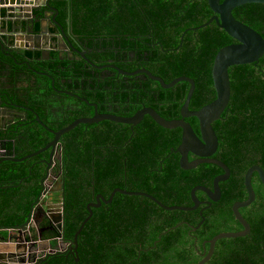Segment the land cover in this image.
Wrapping results in <instances>:
<instances>
[{"label": "trees", "instance_id": "16d2710c", "mask_svg": "<svg viewBox=\"0 0 264 264\" xmlns=\"http://www.w3.org/2000/svg\"><path fill=\"white\" fill-rule=\"evenodd\" d=\"M58 1L52 2L62 14L65 1ZM254 5L258 6L248 4L238 7L233 11V15L239 21L249 24L245 20V14L250 12ZM72 13L73 25L78 32L113 37L115 46H122L125 50L130 48L147 50L149 59L145 68L163 78L166 83L180 76L194 80L195 89L189 102V109L201 108L216 98L212 77L214 59L218 51L234 42V39L216 22L196 31L191 30L207 23L213 16L208 0H72ZM4 14L7 15V12ZM59 20L64 23L62 17ZM40 27L41 25L37 28ZM140 32H149L148 44L142 42L144 41L142 39L139 40L137 33ZM128 34L134 39L125 40V35ZM153 36L161 40L157 50L153 48L151 41ZM106 45L111 46V44ZM27 54L30 55L29 52L18 54L17 59L13 60L12 54L3 52L0 54V62L5 65L11 62L17 67V61L27 59ZM38 54L33 52L32 58ZM54 56L57 57V54L54 53ZM57 63L65 64L62 67L61 65L52 67L57 73L62 74L68 62L57 61ZM30 64L33 69H38L41 63L34 60ZM229 74L231 99L228 113L224 116V120L215 122L213 127L222 142L216 157L230 168L231 177L228 181L220 183L222 198L204 211L205 221L196 232H191L193 237L188 235L190 230L186 224L197 226L201 222L199 208L192 211L177 209L167 211L147 197L117 193L113 204H104L101 208H95L94 216L85 225L78 238L79 262L76 261V253L68 250L47 257L40 264H112L113 257H116L120 263L121 257L137 255L142 248L146 249L142 251L143 256H165L163 264H176L179 262V257L193 254L194 260L186 261L185 264H194L199 256L193 249V238L198 240V250H203L202 244L205 240H210L222 232L238 230L240 224L235 219L232 206L235 201L247 198L245 175L248 169L255 165L260 166L264 171V55L257 63L231 67ZM137 77H145L148 81L147 90L142 96L144 103L154 107L167 120L180 118V107L189 87L188 82H180L171 88H164L146 75ZM40 80L41 78L38 81ZM57 80L59 81V78ZM47 81L50 85L51 81ZM86 84L92 85L89 80H86ZM34 88L36 89L37 85ZM42 98L39 91L35 90L34 103L42 102ZM76 101L83 108L71 110L69 114L73 115L58 126L53 125L52 130L58 131L77 118L94 114V107L84 101ZM227 119L238 120L241 128L236 130L233 126L227 127L225 123ZM186 121L199 135L197 120L187 118ZM246 121L249 123L248 128L244 126ZM113 124L110 121L98 125L81 124L63 136L65 138L62 162L64 190L61 193L65 197L63 237L67 244L72 243L76 232L86 219L87 204L95 199L96 193L102 192L108 197L116 186L123 187L119 177L111 178V164L100 155L112 150L101 149L99 145L104 143L95 144L94 140L85 141L82 138L85 133H96L97 137H100L101 132H109ZM123 127L129 128L126 125ZM38 128L34 125L28 126L24 130V138H26L24 142L16 145L12 140H5L2 148L8 153L15 152L18 157L37 151L53 137V133L40 128L39 125ZM142 131L145 132V136L152 135L153 131H159L162 145L154 154L156 164L153 167L156 170L152 171L148 163L142 164L143 182L134 184L129 189L147 191L167 205H190V190L193 186L202 184L213 187L214 179L223 173V170L214 164L199 165L189 171L182 170L180 155L171 152L180 145L179 128L165 129L147 116L142 124ZM12 133L13 131L4 135L8 137ZM241 134H244L242 140H240ZM2 137L4 136H0ZM130 138L131 131H128L121 144ZM131 140L134 141L133 138ZM44 155L45 152L25 161L6 160L0 164L1 227H19L28 220L31 206L44 190L43 179L47 172V166L42 161ZM161 159L162 164L159 161ZM146 169L149 174L155 173L154 179L143 173ZM253 187L256 192L255 201L240 210L251 226L254 237L252 243L255 244L258 240L264 242V188L257 173L253 177ZM173 193L177 194V197H169ZM196 196L206 198V193L197 190ZM132 205H139V210L133 211L130 208ZM179 222L185 223L159 239L162 231L176 226ZM61 237L62 234L58 230L44 234V239H52L54 249L59 248L58 239ZM242 239L244 238L220 240L215 254H224L226 250L222 246L231 249ZM211 261H214L213 264H220L217 255Z\"/></svg>", "mask_w": 264, "mask_h": 264}, {"label": "flooded vegetation", "instance_id": "af4514ba", "mask_svg": "<svg viewBox=\"0 0 264 264\" xmlns=\"http://www.w3.org/2000/svg\"><path fill=\"white\" fill-rule=\"evenodd\" d=\"M52 1L56 2L58 0L49 1L50 7L56 9L57 12L50 14V12L45 6H42L40 9L34 12L35 15L41 20L47 19V25L50 30V33L41 35V27L39 29L37 28L38 26H40L39 23L32 24L28 22L25 28L23 27V24L20 23V30L18 31L22 32L23 30L33 29L35 35L40 37L33 38L34 42H32L30 48H13L14 51L11 55L13 58L9 57L13 60L14 58L17 59L16 57L18 54L25 52L30 53V55H26L27 59H21L20 61H17V67L12 65L11 62L7 63L6 65L1 64L0 62V99L5 101L6 103L10 102L11 104L15 105V107H8L9 112L12 113H8L6 116H3L2 113L0 114V116L2 117V120L0 121V136H4L0 138V143H3L5 140H12L15 142L16 145L21 142H24V140H26V138H24V130H26L28 126L32 125L36 126L37 128L39 125L40 128L46 129L49 132H57L51 129L53 125L58 126L65 119L72 116L73 114H69L71 110H74L76 108L81 110L83 108V106L77 103L76 100L84 101L95 109L94 114L82 118L95 117L97 112L100 114H109L122 118H130L133 117L137 112H139V110L143 107H152L144 103L145 100L142 99L144 92L147 90L148 81L145 77H137L142 75L145 76L146 74L142 72L132 74L141 69L148 70L147 68H145V64L149 59L147 50H145L144 48H139L136 50L130 48L128 50H125L122 46H115L113 37L95 36L76 31L73 25L72 0H64L65 4L63 5L62 14L55 6V4L53 5ZM57 4H59V1L57 2ZM257 5L258 6H252V10L245 14V20L249 24H244L250 26L263 38L264 6L261 4ZM61 17L64 19V23L59 20V18ZM54 19L58 22L60 28L54 23ZM148 34L149 32L137 33V35L139 36V40H144L142 42H145L146 44L149 43ZM127 39L133 40L134 37L128 34L125 35V40ZM151 41L153 43V48L157 50L158 46L161 43V40L159 39V37L153 36L151 38ZM12 43L14 44V46H16L17 40L15 38L12 39ZM235 43H237V41L234 40V42H231L228 45ZM106 44H111V46H107ZM33 52L39 53L38 56L32 58ZM54 53L57 54V57L54 56ZM19 58L20 56H18V59ZM34 60H38V62L41 63L38 69H33L31 67L30 63ZM57 61L61 63L68 62V64L66 65L67 67L63 70L62 74L57 73V71L53 70L52 68L53 66H65V64L58 65ZM36 75L38 77H35ZM133 76L137 78H131ZM40 78L41 80L38 81ZM57 78H59V81L57 80ZM47 80L51 81L50 85ZM86 80H89V83H91L92 85L88 86L86 84ZM35 85H37L36 89L34 88ZM35 90H38L40 97H43L41 100L42 102L38 104L34 103ZM91 98L92 100H90ZM100 110H106V112H100ZM227 113L228 110H226V112L222 115V118L219 121L224 120V116ZM10 116H12L13 118L16 117L15 122L18 123L12 125L10 124L9 119L5 120ZM147 116L148 115H146L143 121L136 126L110 121L114 123L110 131L101 132L100 137H97L96 133H85L82 136L85 141L94 140L95 144L104 143L103 145H99L101 149L110 148L112 150L111 152H107L105 154L101 153L100 155L104 156L106 160H108V163L111 164V178H120V183H122L123 187L116 186L115 188L119 187L128 191L147 192L143 190L129 189L133 187L134 184H141L143 182L144 176L142 174V170L144 168L142 164L148 163V165L151 166L148 167L151 168L152 171L156 170V168L154 169L153 167L156 164V156L154 154L155 151L162 145V141L159 138V135L161 133L159 131H153L152 135L145 136V132L142 131V124ZM4 121L6 122V126H4ZM232 121L234 123H231ZM102 122L104 121H101L100 123L96 124L98 125ZM225 123L227 127L233 126L236 128V130L237 128H241V125L239 124L238 120L235 121L232 119H227ZM123 125L129 126V128L123 127ZM244 126L248 128L249 123L246 121L244 123ZM17 130L18 132L16 133ZM11 131H13L12 135L6 137V133H9ZM128 131H131V138L121 144V141L125 139V134ZM153 135H155V137ZM240 136V140H242L244 134H241ZM132 138L134 139V141L131 140ZM53 139L54 133L50 141H52ZM64 139L65 138H63L62 136L61 139L57 142V146L55 148L56 150L53 154L52 165L50 167L51 169L49 170V172H46L45 176V178L47 177L46 179L48 181V185L46 186V192L50 193L46 196L47 199H49V201L52 203V207H54V209L56 210L61 209L62 206H64L65 208V197L63 193H61L64 190V172L62 165L64 155ZM73 139L76 140L77 138ZM221 145L222 142L219 139L218 151L221 149ZM172 150L171 152H175ZM50 152L51 149L49 148L45 151V155L43 157L49 159ZM217 152L214 155V158L216 159H218L216 157ZM194 158L195 157L193 155H188L189 160H192ZM159 161L162 164L163 160L161 159ZM122 168L123 171H121ZM159 171L161 170L159 169ZM143 173H146L150 179L155 178V173L152 172L151 174H149L147 169ZM99 194H103L107 199L110 196L109 195L107 197V195H105L104 193L99 192L96 193L95 199H92L91 201H89V203L97 202V197ZM121 194L137 195L126 193ZM151 195L155 196L154 194ZM140 196L149 198L145 195ZM169 197H177V194L175 195L173 193L172 196L170 195ZM156 198L160 200L158 197ZM198 199L202 201H209L210 198L206 193V198ZM113 200L111 203H106L103 201V205L113 204ZM154 202L157 203L156 201ZM161 202L164 203L163 201ZM103 205L100 207H94V209L101 208L103 207ZM174 205L178 204H170L167 206ZM190 205H192V202ZM206 205L207 204L204 202L196 208H199V215H201V217L204 216V211L208 209L205 208ZM130 208L135 211L139 210L140 206L132 205ZM184 223L185 222H179V224H177L176 226L162 231L159 235V239L162 238L164 234L169 233L171 230L183 226ZM186 225L190 230V232H188V235L192 236L191 232H196L198 228L201 227L203 224L197 229H195L197 226H192L189 224ZM243 229L244 228L240 224V227L235 232L242 231ZM55 230L56 229H54V231ZM242 238L244 239H242L238 245L231 247V249L222 246L227 253L225 252L224 254H215V251L218 247L217 244L220 241L219 240L216 244L212 257L205 264H213L215 260H211L213 259V257H216V255L219 258L220 264H264V242L261 243L260 240H258L255 242V244L252 243V241L254 240L252 229L247 236ZM210 240H205L202 244L203 250H198V240L197 238H193V249L197 252V255L199 256V259L196 262H198L204 257L203 253L205 252V250H209L210 245L207 242ZM66 244L67 243H65V245L63 246L59 245V248L55 250L59 251L62 249L63 253L68 250L73 252L70 249V244L69 246ZM145 250L146 249L142 248L139 249L137 255L121 257L120 263L116 257H113L114 262L112 264H148V262L151 261H154L153 264H160V262L163 264L165 256H143L142 253ZM194 258L195 256L193 254L184 255L178 258L179 262H177L176 264H181V262L183 261L184 262L182 264H185L186 261L191 262L194 260Z\"/></svg>", "mask_w": 264, "mask_h": 264}, {"label": "water", "instance_id": "95a60500", "mask_svg": "<svg viewBox=\"0 0 264 264\" xmlns=\"http://www.w3.org/2000/svg\"><path fill=\"white\" fill-rule=\"evenodd\" d=\"M49 1L50 0H0V54L6 52L8 53V55H11L14 51V47H17L18 49L30 48L32 42H34L33 38L40 37L35 35L33 29H27L20 32L18 31L20 30L18 26L15 27V30L13 29L11 31L9 30V28H3V21L22 20L25 24L23 25L24 28L27 26L28 22L32 24L39 23L42 29L41 35L50 33L47 25V19L41 20L34 13L42 6H45L50 14L57 12L56 9L50 7ZM208 2L212 12L214 13V16L211 17L207 23L202 24L201 26H198L196 28H192L191 30L196 31L198 29L209 26L213 22H216V24L221 29H223L231 38L237 41V43L235 44L227 45L221 48L215 56L212 68V77L216 90V98L213 101L205 104L201 108L189 109V102L195 89L194 80L185 76H180L175 78L172 82L166 83L163 78L154 75L146 69H141L132 74L142 72L146 74L150 79L158 82L164 88H171L176 85V83L180 82L189 83L185 99L180 107V118L167 120L163 118L156 109L148 106L143 107L139 110V112H137L133 117L130 118H122L109 114H100L97 112L95 117L79 118L67 127L57 132L51 131L52 133H54V139L52 141H50L37 151L26 154L23 157L16 156L15 152L8 153L2 148V143H0V164L6 160L16 162L25 161L26 159L39 155L50 148L51 152L49 159H42V161L46 163L47 171L49 172V170L51 169L50 167L52 165L53 154L56 150L55 148L57 146V142L61 139L62 136L73 131L79 125H91L100 123L101 121H113L117 123L136 126L143 121L146 115H148L159 126L165 129L173 130L179 128L181 130L180 145L176 150L172 151H175L180 155V166L182 170H193L199 165L203 164H214L223 170L224 173L218 175L214 179L212 188L202 184L195 185L191 188L190 198L192 205L190 206H167L160 200H158L155 196L147 192L128 191L119 187L115 188L111 192L108 199L103 194H99L97 197V202L88 203V215L82 222L79 230L76 232L74 240L72 241V243H70V249L77 255L76 261H79L77 253L78 238L81 235L85 225L90 221L91 217L94 216V207L102 206L103 201L106 203H111L117 192L148 196L167 210H194L204 202L207 204L205 208H209L212 206L213 202H217L221 199L222 190L220 183L226 182L230 179L231 170L223 161L214 158V155L218 151L219 139L213 127V124L219 121L226 110H228V105L231 99V79L229 69L234 66L257 63L259 59L264 55V39L250 26L236 19L233 15V11L238 7L248 4L264 5V0H208ZM5 9H7V15H5L3 12ZM54 23L59 27L58 22L55 19ZM15 33V36L9 35ZM14 38L17 40L16 46H14V44L12 43V39ZM9 106L15 107L14 104H11L10 102L6 103L2 99H0V114L2 113L3 116H6L8 113H12L8 110ZM187 118H195L197 120L199 135L194 132L192 126L186 121ZM8 119L10 120V124L12 125L18 123L15 122L16 117L13 118L12 116H10L5 120ZM1 120L2 117L0 116V121ZM4 123V126H6L5 121ZM189 154L193 155L195 158L189 160ZM256 173L258 174L264 188L263 169L258 165L252 166L248 169L245 175V188L248 194L247 198L234 202L232 206L236 220L242 225L244 229L238 232H223L216 235L214 238L207 242L210 245L209 250H205V252L203 253L204 257L195 264H205L206 262H208L212 257L216 244L219 240L242 238L250 233L251 226L246 221L240 209L251 205L256 199V192L253 187V177ZM46 178L43 179L44 190L42 191L38 200L33 204V206H31L28 220L19 227L8 228L13 232H17L18 236H14L13 233H10L7 237L0 235V264H8L9 262L11 263L15 257L20 259L21 264H40L43 263L45 259H47V257L57 252L63 253L62 249L59 251L53 249L50 246V240H46V242L49 244L48 249L47 245L45 244L46 248H44L42 251L39 250L40 246L44 245L41 243L45 242V240H43V236L46 229H48L47 227L37 229L34 234L31 233V229L35 225V221L37 219V213L41 211V213H43V215H45L49 220L51 228L58 230L62 234V237L58 239L61 243L60 245L63 246L66 243L65 238L63 237V232L65 229V208L64 206H62L61 209L56 210L54 209V207H52V203L49 201V199H47L46 196L50 194L49 192H46V186L48 185V181ZM197 190H201L207 193L210 198L209 201L199 200L196 196ZM204 220L205 217L202 216V221L199 222L195 229L201 226L204 223ZM66 245L69 246V244Z\"/></svg>", "mask_w": 264, "mask_h": 264}, {"label": "crops", "instance_id": "0c3cea01", "mask_svg": "<svg viewBox=\"0 0 264 264\" xmlns=\"http://www.w3.org/2000/svg\"><path fill=\"white\" fill-rule=\"evenodd\" d=\"M3 12H7V9H5ZM20 23H22L23 25H25L22 20H13V21L6 20V21H3L2 27L3 28H9V30L11 31L13 29L15 30V27L16 26H18V28H20L19 27ZM9 35L10 36H12V35L15 36L16 33L15 34H9ZM50 225L51 224H50L49 220L47 219V217L45 215H43V213H41V211H39L37 213V219L35 221V225L31 229V233L34 234L37 229H42V228H45V227H47L48 229H46V231L44 232V234L45 233L53 232L54 229L51 228ZM10 233H13L14 236H18V233L17 232H13V231L9 230L8 228L1 227L0 226V235L7 237ZM43 240H45V242L41 243V244H44V245H41L40 246V249H39L40 251H42L44 248H46V245H47V249H48L49 244L46 242V240H50V242H51L50 243L51 244L50 246L52 247V242H53L52 239H44V236H43ZM58 242H59L58 244L60 245L61 243H60L59 240H58ZM8 264H21V263H20V259H18V258L15 257L13 259V261L11 263L9 262Z\"/></svg>", "mask_w": 264, "mask_h": 264}]
</instances>
